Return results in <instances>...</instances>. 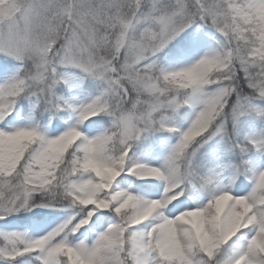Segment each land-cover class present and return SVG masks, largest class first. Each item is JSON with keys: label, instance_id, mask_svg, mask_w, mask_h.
<instances>
[{"label": "snow or ice", "instance_id": "1", "mask_svg": "<svg viewBox=\"0 0 264 264\" xmlns=\"http://www.w3.org/2000/svg\"><path fill=\"white\" fill-rule=\"evenodd\" d=\"M0 264H264V0H0Z\"/></svg>", "mask_w": 264, "mask_h": 264}]
</instances>
